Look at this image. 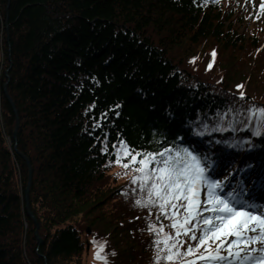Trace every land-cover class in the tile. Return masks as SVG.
<instances>
[{"label":"trees","instance_id":"obj_1","mask_svg":"<svg viewBox=\"0 0 264 264\" xmlns=\"http://www.w3.org/2000/svg\"><path fill=\"white\" fill-rule=\"evenodd\" d=\"M250 105L264 107V19L239 0H0V264H85L93 240L107 264H154L156 212L134 206L131 170L101 147L180 137L217 164L247 145L222 141H249L245 167L264 136L194 129Z\"/></svg>","mask_w":264,"mask_h":264},{"label":"snow or ice","instance_id":"obj_2","mask_svg":"<svg viewBox=\"0 0 264 264\" xmlns=\"http://www.w3.org/2000/svg\"><path fill=\"white\" fill-rule=\"evenodd\" d=\"M259 8L264 10V0ZM212 55L215 56V50ZM207 67L210 69L212 62ZM244 98L241 91L239 99ZM243 111V119H239L240 111L229 109L211 128L202 124L203 131L194 129V134L235 131L239 122L244 130H250L251 136H264V107L250 105ZM229 113L233 119L226 121ZM225 122L227 128L223 127ZM99 126V122L93 124V128ZM177 141H156V151L135 150L122 139L112 144L111 153L106 143L101 147L102 154L114 157L109 165H120L125 175L131 170L132 192H139L134 206L148 209L149 216L153 209L156 212L155 222L149 221L147 225L153 236L154 264H264V210L250 203L245 195L255 181L249 185L241 179L233 186L228 183L233 173L223 180L213 178L214 163L184 145L182 138L177 137ZM222 142L233 148L244 144L251 147L247 141ZM233 171L250 173L251 166ZM92 243L98 245L95 257L107 264L103 254L106 245L96 240Z\"/></svg>","mask_w":264,"mask_h":264},{"label":"rangeland","instance_id":"obj_3","mask_svg":"<svg viewBox=\"0 0 264 264\" xmlns=\"http://www.w3.org/2000/svg\"><path fill=\"white\" fill-rule=\"evenodd\" d=\"M239 2H240L241 5H244L245 7H247L249 11H252V10L258 11L259 12V17L258 18H260V20L264 19V10H261L259 8L261 0H239ZM225 176H228V173L227 172H222L217 177V179L223 180ZM229 180H230V176H229ZM233 186H235V185L233 184ZM260 203H262V202H260ZM261 209L264 210V206H262ZM87 234H90V232L87 231ZM88 243H89L88 241H85V250H84V253H83V263H85V264H91L92 262L95 261V258H96L95 255H94L95 252L94 253L91 252L92 246L89 245Z\"/></svg>","mask_w":264,"mask_h":264},{"label":"water","instance_id":"obj_4","mask_svg":"<svg viewBox=\"0 0 264 264\" xmlns=\"http://www.w3.org/2000/svg\"><path fill=\"white\" fill-rule=\"evenodd\" d=\"M5 86H6V84H4V86H3V92H4L6 98H7L8 102H9L11 108L14 110V105H13L11 99L9 98V96L7 95V92H6V88H5ZM17 123H18V120H17V118H16V126H17ZM15 134H16V130L14 129L13 134H12V138H13V140H15ZM14 149H15V148H14ZM20 156L24 159V161H25V163H26V165H27V170H28V174H27V182H26V186H25V189H24V205H25V210H26L28 216L34 220L35 225H36V227H37V222L35 221L33 215L31 214V212H30V210H29V208H28V191H29L30 182H31V168H30V165H29V162H28L27 158L24 157V156L21 155V154H20ZM87 231H88V230H87ZM34 234H35V236H36L37 243L40 244V243H41V239H40L39 236L37 235L36 230H35V233H34Z\"/></svg>","mask_w":264,"mask_h":264}]
</instances>
